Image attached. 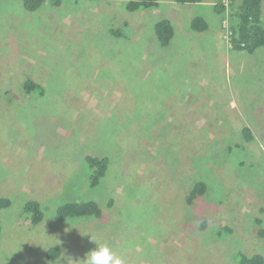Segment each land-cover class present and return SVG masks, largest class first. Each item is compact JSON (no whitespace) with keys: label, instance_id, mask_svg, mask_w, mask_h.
<instances>
[{"label":"rangeland","instance_id":"374dc122","mask_svg":"<svg viewBox=\"0 0 264 264\" xmlns=\"http://www.w3.org/2000/svg\"><path fill=\"white\" fill-rule=\"evenodd\" d=\"M158 1L130 12L126 0H45L34 10L0 0V198L10 202L0 206V264H50L41 257L51 245L60 249L51 264H67L95 247L90 238L125 264L264 255L254 220L264 219V46L230 48L222 27L230 11L217 29L211 2ZM175 9L207 16L210 27L178 23L161 47L154 24ZM124 23L126 38L109 33ZM27 78L44 93L25 94ZM88 153L109 159L95 186ZM198 181L206 192L187 206ZM30 199L44 213L35 226L22 210ZM87 200L101 217L56 214Z\"/></svg>","mask_w":264,"mask_h":264},{"label":"trees","instance_id":"16d2710c","mask_svg":"<svg viewBox=\"0 0 264 264\" xmlns=\"http://www.w3.org/2000/svg\"><path fill=\"white\" fill-rule=\"evenodd\" d=\"M45 0H23L24 6L28 10H34L38 8ZM180 4L199 3L203 0H174ZM263 1L264 0H232L230 9V29H231V43L232 48L238 51H246L253 53L257 49L264 46V21H263ZM59 2V0H57ZM157 6V0H126V10L133 12L140 9H147ZM214 10L224 17L225 8L221 0L213 6ZM112 27L109 33L115 37H125L123 26ZM209 25L202 16H195L191 20V28L196 31H206ZM124 34H123V33ZM175 33L172 21L169 18H162L154 24V38L160 44L161 47L169 45L173 35ZM23 91L25 94L32 92H38V95L44 93L43 87L35 82L32 78H27L23 84ZM8 93V92H7ZM6 93H1L0 99L5 97ZM12 95V94H10ZM215 128V127H214ZM243 138L249 142L254 139V136L249 127L245 126L242 129ZM85 161L89 168V180L91 186L97 185L102 177L105 175L109 159L106 156H96L90 153L85 155ZM139 184V183H138ZM137 184V185H138ZM137 187V186H136ZM207 186L204 181L196 182L193 187L185 196V203L187 206H191L196 199L204 195ZM10 202L7 198H0V206L7 207ZM23 214L27 215V219L30 220V225H38L44 217L41 203L38 200H27L23 206ZM259 214L264 215V207L259 208ZM56 214L60 219L66 218H83V217H96L99 218L102 215V207L94 200H87L82 202H66L59 205L56 209ZM255 223L260 225L258 232L259 235H264V228L261 226L264 219L261 217L254 218ZM253 220V221H254ZM206 221L199 223L197 228H204ZM222 228L229 230V227L222 226L217 232V236L224 233ZM60 258V249L57 246H49L46 252L41 257L42 261L47 263H54ZM237 261L240 264H264V255L260 252L253 251L250 254H245L242 251H238L236 256Z\"/></svg>","mask_w":264,"mask_h":264},{"label":"clouds","instance_id":"9594fccd","mask_svg":"<svg viewBox=\"0 0 264 264\" xmlns=\"http://www.w3.org/2000/svg\"><path fill=\"white\" fill-rule=\"evenodd\" d=\"M90 239L95 247L86 252L83 258L73 260L69 257L67 264H125L124 259L117 255L107 243L98 242L95 238Z\"/></svg>","mask_w":264,"mask_h":264},{"label":"crops","instance_id":"0c3cea01","mask_svg":"<svg viewBox=\"0 0 264 264\" xmlns=\"http://www.w3.org/2000/svg\"><path fill=\"white\" fill-rule=\"evenodd\" d=\"M168 1V0H167ZM169 1H171V2H175V1H173V0H169ZM204 1H207V2H211V6L213 7V5H214V3H216V1L217 0H203L202 2H199V3H189V4H187V3H185V4H182L183 6H185V5H196V6H203L205 3H204ZM219 1V0H218ZM160 4V2L157 0V6ZM180 4V3H179ZM210 4V3H209ZM210 6V7H211ZM156 7V6H155ZM212 10V12H214V14L216 15L215 16V20H214V23H215V26H217V29H218V16H220V18H221V15H219L215 10H214V8L213 9H211ZM195 16H202L205 20H206V18L208 19V17L207 16H205V15H195V14H193L192 16H188V15H185V16H182L179 12H178V10H173V11H171L169 14H168V16H167V18H169L171 21H172V23H173V25H174V28L176 29V25L178 24V23H184V24H186V26H187V29H189L190 30V28H191V20H192V18L193 17H195ZM208 23V22H207ZM208 25H209V23H208ZM219 26H220V24H219ZM209 27H210V25H209ZM209 27H208V29H209ZM216 29V28H215ZM178 31L179 32H182V31H180L179 29H178ZM220 38H221V30L220 31H214ZM170 45H168V47H169ZM238 51V50H237Z\"/></svg>","mask_w":264,"mask_h":264},{"label":"built area","instance_id":"2783aa9c","mask_svg":"<svg viewBox=\"0 0 264 264\" xmlns=\"http://www.w3.org/2000/svg\"><path fill=\"white\" fill-rule=\"evenodd\" d=\"M222 4L224 5L225 8V14L228 15L230 8H231V2L232 0H221ZM224 31H223V37L227 39L228 42H230L232 48V43H231V29H230V22L228 18H225L223 20V25H222Z\"/></svg>","mask_w":264,"mask_h":264}]
</instances>
